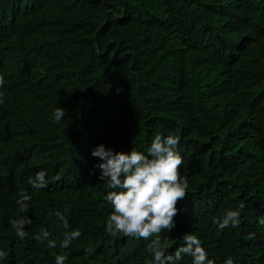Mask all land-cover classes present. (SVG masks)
<instances>
[{"label": "trees", "instance_id": "obj_1", "mask_svg": "<svg viewBox=\"0 0 264 264\" xmlns=\"http://www.w3.org/2000/svg\"><path fill=\"white\" fill-rule=\"evenodd\" d=\"M0 75V264H54L60 252L65 264H145L154 237L104 230L90 150L146 151L157 133L180 137L188 182L175 227L159 234L167 251L193 232L215 264H264V0H0ZM39 170L48 187L33 191ZM25 189L30 209L18 214ZM242 202L240 224L217 235L212 218ZM18 216L31 219L23 240ZM42 227L58 244L82 235L47 248Z\"/></svg>", "mask_w": 264, "mask_h": 264}, {"label": "clouds", "instance_id": "obj_2", "mask_svg": "<svg viewBox=\"0 0 264 264\" xmlns=\"http://www.w3.org/2000/svg\"><path fill=\"white\" fill-rule=\"evenodd\" d=\"M5 86V77L0 75V89ZM66 115V109L57 106L51 114V119L60 122ZM180 137L177 135L155 134L148 144L146 151L131 148L129 151H114L104 144H97L90 150L93 157L99 158L96 167L99 177L105 183L104 193L110 214L107 216L104 230L110 235L123 234L138 240H150L147 251L151 254L145 264H178L183 255L191 257V264H215L208 258V253L202 246L201 239L193 232L183 234V243L174 251L168 252L159 234L163 230L168 233L175 227V216L178 212L177 201L184 199L188 182L181 177L178 169L182 165L179 149ZM47 173L39 170L27 179L28 186L33 190L48 187ZM31 194L25 189L14 196L16 212L28 213ZM244 203L229 208L222 215L212 218L216 234L229 227L235 228L240 224L241 210ZM53 215L62 222L65 229L69 224L60 211ZM257 222L264 225V216ZM31 223L27 216H18L11 220L15 235L23 240L27 236L25 226ZM81 231L71 229L63 233L62 238H53L47 228L42 227L35 239L47 248L67 249L73 241L81 237ZM249 239L254 233H249ZM3 253H0L2 256ZM67 254L57 253L54 264H65ZM223 264H235L232 256H227Z\"/></svg>", "mask_w": 264, "mask_h": 264}]
</instances>
